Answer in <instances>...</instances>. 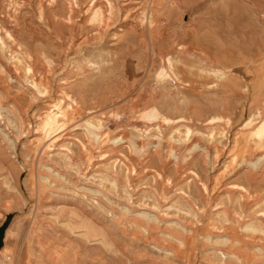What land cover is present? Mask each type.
Wrapping results in <instances>:
<instances>
[{"label": "rangeland", "instance_id": "374dc122", "mask_svg": "<svg viewBox=\"0 0 264 264\" xmlns=\"http://www.w3.org/2000/svg\"><path fill=\"white\" fill-rule=\"evenodd\" d=\"M263 126L264 0H0V264H264Z\"/></svg>", "mask_w": 264, "mask_h": 264}, {"label": "bare ground", "instance_id": "6f19581e", "mask_svg": "<svg viewBox=\"0 0 264 264\" xmlns=\"http://www.w3.org/2000/svg\"><path fill=\"white\" fill-rule=\"evenodd\" d=\"M159 75H160L162 78H166V77L169 76L167 70H165V69L161 70V72H160ZM258 133H259V135L264 134V126L259 130Z\"/></svg>", "mask_w": 264, "mask_h": 264}, {"label": "water", "instance_id": "95a60500", "mask_svg": "<svg viewBox=\"0 0 264 264\" xmlns=\"http://www.w3.org/2000/svg\"><path fill=\"white\" fill-rule=\"evenodd\" d=\"M7 226L3 227L0 230V249L3 246V240H4V236H5V231H6Z\"/></svg>", "mask_w": 264, "mask_h": 264}]
</instances>
